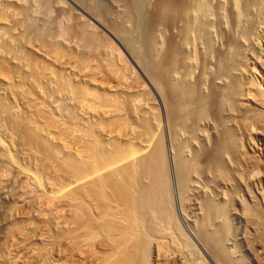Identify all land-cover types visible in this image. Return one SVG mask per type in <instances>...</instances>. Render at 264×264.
Masks as SVG:
<instances>
[{
	"label": "rangeland",
	"instance_id": "rangeland-1",
	"mask_svg": "<svg viewBox=\"0 0 264 264\" xmlns=\"http://www.w3.org/2000/svg\"><path fill=\"white\" fill-rule=\"evenodd\" d=\"M239 1L0 0V264H264V0Z\"/></svg>",
	"mask_w": 264,
	"mask_h": 264
},
{
	"label": "bare ground",
	"instance_id": "bare-ground-1",
	"mask_svg": "<svg viewBox=\"0 0 264 264\" xmlns=\"http://www.w3.org/2000/svg\"><path fill=\"white\" fill-rule=\"evenodd\" d=\"M206 1L208 2V0H199V2L197 3L198 5H196L195 7H196V13H203V12H205L204 11V9L206 8L205 7V3H206ZM239 3H240V1L239 0H234V6L236 7V9H237V12H238V14H239V16L238 17H240V15H241V11H240V8H239ZM208 4V3H207ZM194 10V9H193ZM223 15V14H222ZM197 17V16H196ZM170 56V55H169ZM169 59H170V57H169ZM248 93V92H247ZM252 93V92H251ZM214 100V99H213ZM154 168V167H153ZM129 181V180H128ZM160 220V219H159ZM135 224V223H134ZM160 225V224H159ZM134 228V227H133ZM137 231V230H136ZM127 241V240H126ZM144 243V242H143Z\"/></svg>",
	"mask_w": 264,
	"mask_h": 264
},
{
	"label": "water",
	"instance_id": "water-1",
	"mask_svg": "<svg viewBox=\"0 0 264 264\" xmlns=\"http://www.w3.org/2000/svg\"><path fill=\"white\" fill-rule=\"evenodd\" d=\"M150 175L152 176V173H150Z\"/></svg>",
	"mask_w": 264,
	"mask_h": 264
}]
</instances>
